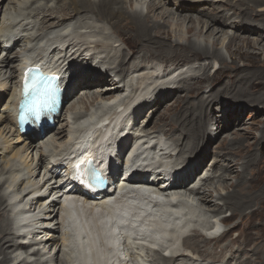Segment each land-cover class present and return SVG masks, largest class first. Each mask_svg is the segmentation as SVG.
<instances>
[{
    "label": "bare ground",
    "instance_id": "1",
    "mask_svg": "<svg viewBox=\"0 0 264 264\" xmlns=\"http://www.w3.org/2000/svg\"><path fill=\"white\" fill-rule=\"evenodd\" d=\"M2 10L3 15L0 17V55L4 57L0 60V91L4 90V94H8L9 97L7 96L8 99L4 105V103H1L3 95L0 96V104L3 106L2 111L7 113H0V126L3 125V128L0 127V139L2 140V142L0 141L1 158L9 156L11 153L14 158L19 155L18 151L14 152V146L10 144L7 145L8 139L6 135L10 133L15 134L17 139L15 137V139H13L17 143H23L22 139L26 136H19L20 133L16 127V119L13 118L14 115L12 112L15 107L13 97L18 88L16 85L17 81L15 80L18 79L19 69L23 67L30 58L39 60L40 64L46 67L47 62L44 58L50 59L52 55L58 53L61 58L57 62L59 66L56 70H59L61 74L64 72L68 73V81L63 93V104L71 100L74 94H79V91L83 92V95L80 97L78 96L79 98L76 97L67 109L68 113H66V117L70 118V120L68 119L69 123L71 121L69 134L75 132V134L79 133V135H81L88 130H95L98 124L94 128H90V126L95 123L94 120L96 118L106 113L107 109L110 111L107 114L109 117H106L110 122L115 120L114 118L117 117L116 114H118V112L125 113L126 111L124 110L128 111V116L126 117L125 115L122 119V123H119L117 127L112 122L107 124L105 130H109V132H107V134L110 133L108 134V138L100 139L95 136L97 133H93L92 138L95 142H103L100 148L103 149V152L97 154L96 149L94 151L90 149L85 153V158L87 157V159H90L93 158L94 155H102L110 149L109 144H115L121 139L120 146L125 150L130 143L134 142H137V144L143 148H148V146H150L152 150L141 154L147 156L154 154L163 157L157 162L158 167L166 168L171 173L168 174L170 180L162 181L159 175H156L155 180L152 181L137 177L134 182L128 184L131 186L130 192L122 195V206L124 205L125 199L130 201L129 204L124 207H126L127 211L131 212L133 220L137 219L139 226L136 225V227H134L135 233L131 232L127 237H123L122 234L120 235L117 225L114 226L111 223L114 214L110 212L106 204L105 200L107 196L102 194L99 199L93 201L95 203H84L85 199L82 197V193L81 197L78 198V196H80V190L73 188L71 184L67 182V176L62 179V181L66 183V185H64L63 182V189L65 191L67 190L66 187L69 188V191L73 189L72 193L76 194L75 197L68 194H65L64 197L62 195L61 204L58 199L49 200L51 203L48 204L45 210L42 208L41 211L40 206L45 203V200L50 198L47 197L45 200H38V202L40 201V206L38 207L39 211L35 214V210L29 205H25V207L21 208L23 206L22 203L30 194L27 193L29 187L22 188L20 191L18 190L19 188L15 190V187L18 185L22 186L24 181L28 180L29 176H33L31 174H34L36 171H38L39 174L42 168L46 170L49 169L45 167L47 164L46 152H48L49 155V147L46 145H50L48 143L49 141L46 140L49 135L57 139L59 138L58 140H62L61 143L63 146L60 148L57 146L55 152L51 154L52 158L56 157L54 159H56L57 162L61 160L66 161L65 157L70 155L69 153L63 154L66 152L65 147L70 140H65V138H67L65 137L66 130H63L62 126L54 129L53 126L48 129L44 128V140H42L43 138L36 132L37 130H33L31 132L33 138L28 139L26 136L28 141L24 140L26 142L23 147L26 152L31 150L30 153L35 149L37 150V154L35 153L34 155L35 163L31 162L30 164L26 163L25 166L23 165L26 170L30 168L28 173H25V170L21 169L22 167L20 166V169L18 168V165L21 164L22 166V164L26 162V159H19L16 162L7 161L5 167L0 168V178L5 174H9L11 176V184H15L11 191L7 193L9 195L0 193V218H2L0 220V264H8L14 257V259L19 261L22 255L16 254L14 257H12V255L15 254L17 250H22L27 254L28 250H26V247H33L34 241L32 244H29L27 242L21 243L16 240L20 238L21 230H26L25 235H33L34 238L39 235H45L47 238L49 237L44 242H37L36 245L44 248L46 246L48 248L51 247L54 241L53 235L48 236L47 231L41 228V225H46L47 227L48 224L52 225L51 229L54 232L57 231L56 226L58 224L61 225L65 236V243L63 245L65 248V256L70 264L73 262V264H80L77 259L73 261L72 255H77V258L82 259L83 264H122L123 262L129 264L126 258L128 255L130 256V254L125 253L124 249H127L130 243L133 245L138 244L136 239H141V237L135 235L142 236L141 232H146L145 230H140L139 227L143 226L146 230H152V235H157L158 238L175 237V233L172 232L170 228V223L166 230H164L165 233L162 231V234L161 230L165 228V225L156 223L150 228V226L146 224L151 218L149 211L156 210L160 207L158 201L170 203V200L157 194L159 193V187L162 188V186H159L161 184H166L169 193H171L169 195L178 196L179 203L182 204L187 201L191 203V206H195L196 215L194 214V216L195 223H197L194 224L195 227L189 229L188 233L180 240L183 241V243L179 251L174 247L167 251L161 250L167 253L165 255L162 254L161 251H154L151 257L150 250L144 249L145 247L142 246L141 250L136 251L134 254L136 264H138V262H140V264H203L206 262L204 261L205 259H198L197 257L193 259L194 257L190 256V258L188 254L184 255L185 249L198 253L197 245L194 242H190L189 239L193 240L199 237H202L204 242H207V240L209 241V247H211V249L208 251H213V248L217 247V249L212 252V259L216 261L226 260L224 264H228L227 259L232 258V261L236 260L235 264H243V262L239 260L242 256L237 258L236 254L233 256L227 253V249H235L240 252L237 246L232 245L231 241H229V243H224L231 230L236 228L240 221L236 226L232 227L230 232H223L219 237H211V234L209 237L208 233L218 231L219 227L223 229V226L226 224V217L224 215H219L222 214L223 209L230 212L231 210H241L240 212H243V210L254 205L251 203V205H248L246 200L243 199V196L246 197L245 192H247V187H244L242 192L235 187L243 185L240 178L245 176L250 167L252 168V166H254L253 164L249 165L248 162L257 152L256 154H248L246 161H243V163L239 165L240 160L244 159L243 157H245V155L241 156V154H238V157H234L227 152V149L235 151L236 148L240 147L242 144L244 145L245 142L241 143V141H244L241 140L243 139L242 134L231 132L227 134L224 140L218 145L214 146L215 150L219 151V153L215 154V166L213 163L207 174L203 177H200V174L204 168L199 172L198 176L197 172L205 163L207 160L206 158L209 157L211 149L213 148L210 146L212 139L209 133L207 134L210 124L207 110L209 108L213 109V105L221 99H227L228 101L229 97H234L240 102H244V105H247L245 102H249L253 106L258 105V107L260 103L264 105V95L255 96L257 93L253 92V90L261 89L262 87L264 89V82L262 85L260 84V81L264 80V62L260 63L257 61L260 56H262L264 60V0H0V14ZM98 18L100 19L99 21L105 22L106 25L108 24L110 31H108L105 24H99L97 26L94 24V21L98 20ZM46 24L49 27L56 26L46 30L47 28L42 26ZM38 26L43 27L41 31L37 30ZM43 30H45L44 34L41 36ZM90 30H92L93 33H91L92 31L90 32ZM121 30L127 32V34H132V37H129L134 43L130 47L131 49H129L130 45L125 42L124 35L119 32ZM113 33L118 36V40H115L116 37L112 35ZM4 43L7 45L11 43L10 47L15 51L13 56L7 54L9 51H6V48H4ZM21 43L22 46L20 47L19 44ZM119 43H123L125 46L127 44L126 47H128L129 54L120 52ZM223 50L228 52V57L232 61L231 67H223L225 65V57L222 53ZM178 52L180 56H174ZM158 58H161V61H159ZM166 58L169 60H166ZM201 58L203 59L200 60ZM52 60L55 61V59ZM205 60H214L216 64L219 63L218 67L214 69V71H217L213 74H216V72L217 74L224 72L227 75V80L217 85L215 88H212L208 96H204V98H201L197 103H192L189 101L192 96L198 97L206 86L210 88L212 79L209 74H207L209 65H200L196 70L188 74L181 73L182 75L179 74L177 80H174V78V81H168V79L172 77L171 73L176 71L177 67L180 65L182 67L192 61L198 62ZM240 61L243 62L242 66L238 65ZM86 62L97 63L96 65L98 66H93V64ZM155 62L171 64L173 69L167 70L166 64H163L165 68L163 69L161 77L159 74L155 78L153 77L154 75L143 76L141 71L143 69L145 70V67H147L146 65L150 63L155 65ZM62 64L67 67H61ZM83 64H85V70L81 71L80 69ZM221 65L223 67L222 69ZM74 76H77V78H74ZM134 76L139 78V87L136 85V82H128V78L131 77L134 79ZM148 80L152 81L151 85H155L153 86V92H157V95L154 94V100L152 101L153 103L155 101L154 105L152 102L150 103L151 100L149 98L152 95V93H149L151 91H149V88L152 86L149 88L146 87L148 84H146V81ZM159 80L161 84H157L160 83ZM176 82L178 86L173 92H170L168 90L169 88H167L168 84L170 83V85H173ZM145 88L147 89L146 91L149 92L142 96L139 94V97L141 96L143 101L133 103V97L140 92L139 90L142 91V89H144L143 91L145 93ZM172 96H174V101L170 104ZM125 101H131L129 106L134 104L132 108L128 107L125 109L127 107ZM163 101L167 102V104L169 103L167 107H171L170 113L173 114L170 125H167L166 128L168 129L164 132L162 127L151 128L150 125L153 113L162 106ZM67 104L68 103H66L63 108H65ZM225 107L227 113L230 112L228 110L234 108V114H238L235 115L233 120L229 119L226 115L227 123H231L238 122L239 115L247 106H244L241 110H238V106L234 105H225ZM145 113H149V116L146 124L142 127V134L135 135L133 132L131 134L130 131L137 128L139 122L142 120L141 117L143 115L145 116ZM164 116L162 115V118H164ZM129 117H132L133 124L127 134L123 135V130L127 128L126 124L128 119H130ZM63 121H65V118L61 119V113L58 111L53 119V124L56 126V124H60ZM68 122L66 120L67 126ZM230 126H232V123ZM225 129L226 126L219 124L216 136L221 134ZM6 130L7 133L3 134ZM262 130H264V124ZM90 134L91 133H88L85 136L79 137L75 142L76 144L71 147V150L74 151L76 148L75 146H78L77 143H79L83 137H85L86 141ZM158 134H161L164 139H160ZM177 134H179L180 137L175 139ZM228 135H232V137L229 138ZM66 136H68V134H66ZM77 136L75 138H77ZM260 142L262 143V139L259 143ZM259 143L256 144L259 145ZM41 150L42 152H40ZM154 150H157V152ZM175 150L178 151L176 154V161L180 163L164 165V160L174 158ZM188 151L191 152L187 153ZM243 152L244 151H242V153ZM186 154L189 156L197 155L198 157L195 160H193L192 157H188L186 161V159L183 158ZM238 158L240 159L238 160ZM67 163L70 164L72 162ZM31 164L34 165L33 170L36 169L34 173L33 170H31ZM222 166H225V168ZM237 169H239V172ZM112 171L115 170L112 169ZM220 172L224 174H235V181L232 184L225 183V181H227V176L223 175L220 177ZM50 173L54 176L59 172L53 166L50 169ZM17 176L21 177L17 178ZM196 177H199L198 182H195ZM8 181L9 179L7 178L4 182H0V189L3 188ZM141 182L151 186H147L152 191L148 192L150 195L147 197L152 198V200H149L145 194H140L142 192L145 193L146 188L140 186L134 187L137 184H141ZM40 184L42 183H35L33 185L34 188L31 187L32 185L30 186V189H34L31 191H34L33 194L42 190L43 185L40 186ZM230 187H233L231 192L222 193L224 190L228 191ZM9 188L8 190H10ZM49 189L51 190L52 187ZM215 193L216 195H214ZM259 194L262 195L264 192L260 191ZM261 195L256 194L250 197V199L254 197V201L260 200L259 198H261ZM12 196L15 197L14 204L16 209H11L15 215L9 217V205L5 203L7 199L9 198L8 200H10ZM110 199L111 198H109V200ZM195 199V202H199V207H197L194 202ZM82 200L84 202H82ZM247 200L249 199L247 198ZM55 204L61 205L59 215L60 222H58V224L56 218L58 211L54 209ZM77 210L81 217L87 219L86 223L92 228H90L92 233L89 234L88 237H83V235H87L88 232L76 234L78 237L86 239L80 243H74V237L71 238V232L68 227L70 226L71 228L73 222L78 219L75 214ZM202 210L208 213L209 216H206ZM189 212L190 215L193 213L191 210H189ZM96 213L97 215H101V218L105 219V222L110 225L109 229L106 231L113 235L111 237L105 236V238H107L106 241L97 239L102 238L101 234L104 231L105 224H102L101 233H99L100 228L98 227L99 225L96 224ZM177 213V211L171 210L168 219L173 221V216ZM241 215L242 214H240V216ZM30 218L37 219V221L26 222V220ZM67 220L71 221L67 224ZM16 223H18L19 226H17ZM77 226L80 228V222H78ZM206 227H208V229ZM158 229H160L159 233L156 231ZM76 231L77 227H75L72 235H75L74 233H76ZM169 231H171V233H168ZM105 232H103V234H105ZM191 232H193V234H191ZM116 233L117 238L119 237L118 241L120 240V248H122L120 253L123 258L121 260L116 257L117 243H115L114 240ZM190 234L192 236L189 237ZM94 235L96 238L93 237ZM12 236L15 237V240ZM132 236H134V238H132ZM71 239L73 242L71 241L70 245ZM195 242L198 244L199 241ZM108 245L113 246L112 251L107 248ZM123 245L125 248L122 247ZM152 245L153 243L147 245V247L152 249ZM223 245L225 251H221L220 249ZM50 249L51 248L48 249V253L43 255L36 252L38 259L34 258L32 262H27L26 259H23L19 261L18 264H58L57 255L60 251V247L56 244L52 252H50ZM155 252L159 255L158 259H155ZM240 253L242 254V252ZM29 256L34 255L29 254ZM257 256L259 255H257L256 249H254L251 259ZM260 256L262 258L259 261L264 258L262 251ZM243 257H247L245 260L247 264L250 258H248L247 254H244ZM149 258L151 259L149 260ZM214 263L217 262L212 261L210 264Z\"/></svg>",
    "mask_w": 264,
    "mask_h": 264
},
{
    "label": "rangeland",
    "instance_id": "2",
    "mask_svg": "<svg viewBox=\"0 0 264 264\" xmlns=\"http://www.w3.org/2000/svg\"><path fill=\"white\" fill-rule=\"evenodd\" d=\"M6 4H7V2H6ZM5 4V5H6ZM169 4V3H168ZM3 10H4V7H3ZM3 10H2V12H1V14H0V17H2V15H3ZM100 19L98 18V20H95V21H97V22H95L94 21V24H96V26L97 25H99V24H105V26H106V28L108 29V31H110V28H109V26H108V24L106 25V23L105 22H102V21H99ZM43 27H45V28H47L46 30H48L49 28H54L56 25H54V26H52V27H49V26H47V24L46 25H42ZM43 27H40V26H38V29L37 30H40L41 31V29L43 28ZM56 30H58V29H56ZM44 31L45 30H43L42 31V33H41V36H43V34H44ZM84 31H85V29H84ZM92 30H90V32H91ZM119 32H121V34H123L124 35V37H125V42L126 43H128L130 46H129V49H131L130 47L134 44L133 43V40H131V38H129V37H132V34H127V32H124V30L122 31H119ZM123 32V33H122ZM91 33H93V31L91 32ZM98 33V32H97ZM114 37H116V39L115 40H118V36L116 35V34H112ZM128 35V36H127ZM127 38V39H126ZM19 46L21 47L22 46V43L21 44H19ZM126 46H127V44H126ZM125 46V44H123V43H119V48H120V52H123V53H128L129 54V50L127 49L128 47H126ZM14 49L12 48H10L9 49V52H7V54H9V55H11V56H13L14 55ZM6 53V52H5ZM4 53V54H5ZM222 53H223V55H224V57H225V65L223 66V67H231L232 66V61L230 60V58L228 57V52L226 51V50H223L222 51ZM121 54V53H120ZM1 56V55H0ZM174 56H176V57H179L180 56V54H179V52L178 53H176ZM174 56H172V57H174ZM3 55L0 57V60L1 59H3ZM159 59V61H161L160 59L161 58H158ZM168 58H166V60H167ZM203 58H201L200 60H202ZM163 60H165V59H163ZM169 60V59H168ZM177 60H179V59H177ZM257 61L258 62H260V63H262V62H264V60H263V57L262 56H260V57H258V59H257ZM158 62V61H157ZM86 63H91V64H93V66H98V65H96L97 63H93V62H86ZM209 63V64H208ZM215 63V64H214ZM161 64V65H160ZM163 64H166L165 62L164 63H156L155 62V65H152L151 63L149 64V65H146L147 67H145V70L143 69L141 72H142V75L143 76H152V75H154L153 77L155 78L158 74H159V76L161 77V75H162V72H163V69L165 68V67H163ZM204 64H207V65H209L208 66V69H207V74H209V76L211 77V85H210V88L209 87H203L204 88V90H203V92L198 96V97H196V96H192L190 99H189V101L190 102H192V103H197L198 101H200L201 100V98H204V96H208L210 93H211V91H212V88H215L217 85H219V84H221V83H223L224 81H226L227 80V75L224 73V72H222V73H218L217 74V72H216V74H213L215 71H217V70H215L214 71V69H216L217 67H218V65H219V63L218 64H216V62L214 61V60H208V61H198V62H195V61H192V62H190V63H188V64H186V65H183L182 67H181V65L179 66V67H177V70L176 71H173L171 74H172V77L170 78V79H168V81H170V80H172V81H174V80H177V77H178V75L180 74V75H182V74H188V73H191L192 71H194V70H196L200 65H204ZM242 64H243V62L242 61H240L239 63H238V65L239 66H242ZM85 64H83V67L80 69L81 71H84L85 70ZM165 66H167V70L168 69H173V66H171V64H166ZM151 67H153V68H151ZM216 67V68H215ZM222 67V65H221V69L223 68ZM258 68H260V67H258ZM160 70V71H158V70ZM188 70V71H187ZM253 70V69H252ZM263 70H264V68H263ZM224 71V70H223ZM158 72V73H157ZM182 73V74H181ZM217 76V77H216ZM141 78V77H140ZM175 78V79H174ZM180 78V77H179ZM178 78V79H179ZM224 78H225V80H224ZM174 79V80H173ZM138 80H139V78H137L136 76H134V79L133 78H128V82L129 81H131V82H136V85L139 87V85H138ZM153 80V79H152ZM154 81V80H153ZM160 81V80H159ZM158 81V82H159ZM163 82V81H162ZM264 82V80H262V81H260V84L262 85V83ZM148 83V84H147ZM151 83H152V81L151 80H148V81H146V84H147V86L146 87H150V86H152L151 88H149V91H146L147 89L145 88V93H144V89H142V91L141 90H139L140 92H138L137 94H136V96L135 97H133V103H137L138 101H140V102H142L143 100H142V98H141V96L142 95H144V94H146L147 92H149V93H152V95L149 97L150 98V103L154 100V96L155 95H157V92H153L154 91V87L153 86H155L154 84L153 85H151ZM157 84H161V81H160V83H157ZM214 84H216V85H214ZM178 86V84H177V82L176 83H174L173 85H170V83L168 84V86H167V88H169L168 90L170 91V92H173L174 90H175V88ZM246 87H247V85H246ZM143 88V87H142ZM262 91V92H261ZM253 92L254 93H257V94H255V96H263L264 95V89H263V87L261 88V89H257V90H253ZM3 93V90H1L0 91V94H2ZM143 93V94H142ZM139 94H141V96L139 97ZM155 94V95H154ZM260 94V95H259ZM262 94V95H261ZM83 95V92L82 91H79V94H74V96L71 98V100H69L67 103V106L65 107V108H63V111H62V114H61V119H64L65 118V121H63V122H61L60 124H57L56 126H55V128H60L61 126L63 127V130H66V134H68V136H66V134H65V137H67V138H65V140H70L71 138H73L74 136H77V135H79V133H77V134H75V132H72V133H74V134H69V126L71 125V121H70V123L68 122V119L70 120V118L69 117H66V113H68L67 112V109H68V107H69V105H70V103H72V101H74L75 99H76V97L77 98H79L80 96H82ZM179 95H180V93H179ZM182 95V94H181ZM5 96L7 97H9V95L8 94H5ZM79 96V97H78ZM159 96V95H158ZM8 97H7V99H8ZM174 96H172V98H171V101H170V104H172V102L174 101V98H173ZM158 98V97H157ZM148 99V98H147ZM199 99V100H198ZM134 100H135V102H134ZM132 101V100H131ZM130 101V102H131ZM145 101V100H144ZM264 101V100H263ZM126 102V101H125ZM130 102H126V104H127V107L125 108V109H127L128 107L129 108H132V106L134 105H130L129 106V103ZM153 103V102H152ZM154 103H155V101H154ZM154 103H153V105H154ZM245 103H247V105H244V102L242 103V102H240L239 100H237L236 98H234V97H229L228 98V101H227V99H221V100H219V101H217L214 105H213V109L212 108H209L208 110H207V114H208V116H209V121H210V124H209V127H208V130L209 131H207V134L209 133V136H210V138L212 139V142H211V147H213L212 149H211V154L209 155V157H207L206 159V161H205V163L201 166V168L199 169V171L197 172V176H198V174H199V172L204 168V170L201 172V176L200 177H203V176H205V174H207V172L209 171V169H210V167H211V165H213V163H214V166H215V154L216 153H219V151H217V150H215V148H214V146H216V145H218L222 140H224V137L227 135V134H230L231 132H236V133H238V134H242L243 136V139H241V140H244V141H241V143H243V142H245L244 143V145L242 144L240 147H238V148H236L235 149V151H232L231 149H227V152L229 153V154H231V156H234V157H238V154H241V156L242 155H245V157H243L244 159H242V160H240V163H239V165L241 164V163H243V161H246V158H247V156H248V154H256V152H257V154L253 157V158H251V160L248 162L249 163V165L251 164H253L254 166H252V168L250 167V169H248V172L245 174V176H243V177H241L240 178V180L243 182V185H240V186H237V187H235L237 190H239V191H243L244 190V187H247L248 189L246 190L247 192H245L246 194V197L249 199V200H247V198L245 197V196H243L244 198L243 199H245L246 200V203H248V205H251V204H254V205H252V206H250V208H247V209H245V210H243V212H240L239 210L238 211H232L231 210V212L230 211H226V209H223V212H222V214H219V215H224L225 217H226V221H225V225L223 226V229L225 230L224 231V233L225 232H227V231H229L230 232V230L232 229V227H234V226H236L237 225V223L240 221V223L237 225V227L236 228H234L233 230H231V232H230V234L226 237V239H225V242L224 243H229V241H231L232 243V245H235V246H237V248L240 250V252H242V254L239 252V251H236L235 249H227V253L228 254H231V255H237V258L238 257H241L239 260H240V262H243V264H246L245 262V260H246V258L247 257H243V255L244 254H247L248 255V258H250L249 259V261H248V263L247 264H264V258H263V260H261V261H259L262 257L260 256V253H261V251H262V255H264V194H259L260 193V191L261 192H264L263 191V189H264V130H262V127H263V124H264V105H261V104H263V103H260L259 105V107H258V105L257 106H253V105H251V103H249V102H245ZM144 104V103H143ZM150 105V104H149ZM169 105V103L167 104V102H162V106L159 108V109H156L155 110V112L153 113V115H152V120H151V123H150V125H151V128L152 127H156V128H161L162 127V129H163V132L164 131H167V129L168 128H166L167 127V125L169 124L170 125V122H171V120H172V118H173V114L172 113H170L171 112V107H167ZM225 105H227V106H232V105H234V106H238V110H241L244 106H247V107H245L244 108V111L239 115V119H238V122H231L232 123V126H230L231 125V123L230 122H228L227 123V120H226V115L229 117V119H231V120H233L234 118H235V115L237 114H234V108L233 109H231V110H228V111H230L229 113H227L226 112V107H225ZM261 106H263V107H261ZM167 107V108H166ZM253 107V108H252ZM255 107H256V109H255ZM2 108H3V106H1L0 107V113H5V114H7L5 111L3 112L2 111ZM146 109V108H145ZM133 110V109H132ZM147 110V109H146ZM167 110V111H166ZM124 111H126V110H124ZM168 111H169V113H168ZM262 113H261V112ZM145 112V111H144ZM166 112V113H165ZM164 113V114H163ZM261 113V114H260ZM161 115V116H160ZM162 115L164 116V118H162ZM238 115V114H237ZM257 115V116H256ZM148 116H149V113H145V116L143 115L141 118H142V120L139 122V125L137 126V128H134L133 129V133L135 134V135H138V134H142V127H144V125L146 124V122H147V120H148ZM199 116V115H198ZM120 117V116H119ZM118 117V118H119ZM145 117V118H144ZM116 118V117H115ZM157 118V119H156ZM160 118V119H159ZM66 120H67V122H68V126L66 125ZM157 120V121H156ZM159 121V122H158ZM218 121V122H217ZM158 125H157V124ZM216 123V124H215ZM219 124H221V125H223V126H226V129L225 130H223V132H221V134H219L218 136H216V134L218 133V131H217V128H218V125ZM63 125H65V126H63ZM3 125H1L0 127H2ZM66 127V128H65ZM3 128V127H2ZM263 131V132H262ZM1 132H2V130H1ZM7 133V130L3 133V134H6ZM11 135V136H10ZM261 135V136H260ZM263 135V136H262ZM17 139V137H16V135L15 134H8V135H6V138L8 139V143H7V145H12V146H14L15 147V150H14V152H16V151H18V156H16V158H14L13 156H12V153L11 154H9V156H7V157H2L1 158V156H0V168H3V167H5V165H6V163H7V161H13V162H16V161H18L19 159H21V160H24V159H26V162L24 163V164H22V166H21V164L20 165H18V168H19V166L20 167H22L21 169H24V166H25V164L26 163H31V162H34L35 163V161H34V155H35V153L37 154V150L35 149V150H33V152L32 153H30L31 152V150H28L27 152L25 151V149L23 148L24 147V143L26 142V141H24V140H22L23 141V143H17V142H15L14 141V139L15 138ZM158 137L160 138V139H164V137L161 135V134H158ZM180 137V135L179 134H177V136L175 137V139H177V138H179ZM228 137L229 138H231L232 137V135H228ZM260 137V138H259ZM261 137H263V138H261ZM14 138V139H13ZM12 139V140H11ZM59 139V138H58ZM56 137H54V136H51V135H49L48 136V138L46 139V140H48L49 142V144L50 145H48V144H46L48 147H49V149H50V151H51V153L54 151V149L56 150V148H57V146H58V148H60V147H62L63 146V144L61 143L62 142V140H58ZM261 139H262V143L260 144L259 143V141H261ZM45 140V141H46ZM0 141L2 142V140L0 139ZM13 143H12V142ZM259 143V145H257V144ZM14 144V145H13ZM61 144V145H60ZM46 145H44V146H46ZM251 145V146H250ZM257 145V146H256ZM37 147V146H36ZM254 149V150H253ZM176 151V152H175ZM174 152H175V156H176V154L178 153V151L177 150H175ZM186 151V150H185ZM242 151H244L243 153H242ZM40 152H42V150L40 151ZM55 152V151H54ZM191 151H188L187 153H190ZM210 152V151H209ZM247 154V155H246ZM241 156H240V158H241ZM26 157V158H25ZM28 157V158H27ZM188 157H192V159L193 160H195L198 156L197 155H195V156H189V155H184L183 156V158L184 159H186V161H187V158ZM259 157V158H258ZM240 158H238V160L240 159ZM15 159H17V160H15ZM48 160H50V158H47ZM255 159V160H254ZM258 161H257V160ZM32 160V161H31ZM167 161H170V162H175L176 161V157H175V160L173 159V160H167ZM213 161V162H212ZM254 161V162H253ZM20 162V161H19ZM21 163H22V161H21ZM33 163V164H34ZM180 163V162H179ZM207 163V164H206ZM212 163V164H211ZM19 164V163H18ZM33 164H31V170H33L34 169V165ZM205 164H206V167H205ZM24 165V166H23ZM213 166V167H214ZM212 167V168H213ZM222 167H224L225 168V166H222ZM9 168V167H8ZM7 168V169H8ZM214 168H216V167H214ZM20 169V168H19ZM29 169L30 168H27V170L26 169H24L25 171V173H28V171H29ZM42 170H44L43 168L40 170V173L38 174V171H36V169L35 170H33V173L34 174H31V175H33V176H29V179L28 180H26V181H24V184H22V186H17V187H15V190L16 189H18L19 191L20 190H22V188H26V187H30L31 185H34L35 183H40L41 181H42V178H43V176L45 175V171H42ZM238 170V172H239V169H237ZM27 171V172H26ZM32 173V172H31ZM239 174H241V173H239ZM223 175H226L227 176V181H225V183H228V184H232L234 181H235V177H236V175L235 174H229V173H227V174H224L223 172L221 173L220 172V177L221 176H223ZM229 175V176H228ZM10 175L9 174H5L4 176H2L1 178H0V182L2 183V182H4V180L5 179H9V181H8V183L7 184H5L4 186H3V188H1L0 189V193H9V191H11V189L13 188V186L15 185L14 183H12L11 184V180H10ZM20 178L21 176H17V178ZM31 178H32V181H31ZM35 178V179H34ZM34 180V181H33ZM198 180H199V177L197 178L196 177V179H195V182H198ZM29 181V182H28ZM10 183V184H9ZM20 184V183H19ZM245 185V186H244ZM11 186V187H10ZM10 187V188H9ZM218 187V186H217ZM8 188L10 189V190H8ZM233 189V187H230L229 188V190L227 191V190H224V191H222V193H227V192H231V190ZM3 191V192H2ZM256 194H258V195H261V198H259L260 200H257V201H254V197L253 198H251V199H253V200H251L250 199V197H252V196H254V195H256ZM7 195H9V194H7ZM214 195H216V193L214 194ZM213 195V196H214ZM249 195V196H248ZM9 199V198H8ZM7 199V202L5 203V204H8L9 205V217H11L12 215H15V213H13L12 212V210L11 209H16V207H15V202H14V200H15V197H11L10 198V200H8ZM213 200H215V199H213ZM212 200V201H213ZM196 201V199L194 200V202ZM251 201V202H250ZM18 202V201H17ZM214 202V201H213ZM59 203L61 204L62 203V200L60 199L59 200ZM196 203V205H197V207H199V202H195ZM219 204H221L220 202H218ZM251 203V204H250ZM11 204V205H10ZM216 204H217V202H216ZM26 205V204H25ZM25 205H21L22 207L21 208H23V207H25ZM91 205H93V204H91ZM60 206L61 205H59V204H55V206H54V209H55V211H58V215H57V224H58V222H60L59 220V215H60ZM13 207V208H12ZM20 209V208H19ZM59 209V210H58ZM42 209H40V211H41ZM39 211V209L38 210H36V211H34V212H36L35 214H37V212ZM202 212L203 213H205V215L207 216H209V214L208 213H206L205 211H203L202 210ZM12 213V214H11ZM240 214H242L241 216H240ZM218 215V216H219ZM205 216V217H206ZM15 217V216H14ZM204 217V218H205ZM2 218H0V220H1ZM204 220V219H203ZM202 220V221H203ZM30 221H33V222H36L37 221V219H32V218H30V219H28V220H26V222H30ZM217 222V221H216ZM31 225V224H30ZM57 231H55L54 232V234H53V237H54V241H53V243H52V246L51 247H49V248H51L50 249V252H52V250H53V248H54V246L57 244L59 247H60V251H59V253H58V255H57V261H58V264H70L69 262H68V260H67V257L65 256V248L63 247V245H64V239H65V236H64V231H62V227H61V225L60 224H58L57 226ZM195 230H198V229H195ZM191 234H193V232H191ZM189 235V237L190 236H192V235ZM256 235V236H255ZM258 236V237H257ZM14 236H12V238H13ZM259 237H261V238H259ZM12 238H11V240H12ZM21 238V237H20ZM20 238H18V239H16V240H18V241H20L21 243H26V241L25 242H23V241H21L20 240ZM14 240H15V237L13 238ZM190 240V242H194L196 245H197V248H198V253H195L194 251H192V250H189V249H185V252H184V255L185 254H188L189 255V257L191 256V257H194L193 259H195L196 257L198 258V259H205L204 261H206L205 263H203V264H210V263H212V261L213 262H217V263H214V264H224V262L226 263V260H224V261H221V260H219V261H216L215 259H212L211 257H212V255H213V253L212 252H214V250H216L217 249V247L216 248H213V251L212 250H210V251H208L209 249H211V247H209V241L207 240V242H204L203 241V238L202 237H199V238H195V239H189ZM199 241L198 242V244L200 245H198L195 241ZM247 241V242H246ZM55 242V243H54ZM179 242H180V244H179ZM178 242V246H177V248L176 249H178V251H179V249L182 247V243H183V241H179ZM203 242V243H202ZM204 243H206V244H204ZM49 244H51V243H49ZM247 244V245H246ZM208 245V246H207ZM255 245V246H254ZM123 248H125V246L123 245L122 246ZM201 247V248H200ZM255 247V248H254ZM43 248V249H42ZM46 248V249H45ZM41 247V249H39L40 251H43L44 253H48V247L46 246V247ZM206 249V250H205ZM220 249H221V251H225V248H224V245L222 246V247H220ZM254 249H256V253H257V255H259V256H257L256 258H252L251 259V256H252V251L254 250ZM56 251V250H55ZM194 252V253H192V252ZM200 251V252H199ZM206 253H205V252ZM187 252V253H186ZM210 252V253H209ZM16 254H20V255H22L21 257H20V259H19V261H21V260H23V259H26L27 260V262H32L33 260H34V257H32V256H29V254H28V256H26L25 255V253L22 251V250H17L16 251V253L15 254H13L12 255V257H14ZM154 254H156L155 255V259H158L159 258V255H157L158 253H154ZM239 255V256H238ZM52 256V255H51ZM54 256V255H53ZM199 256V257H198ZM66 257V258H65ZM190 257V258H191ZM204 257V258H203ZM15 258V257H14ZM11 259V261H9V263L8 264H18L19 263V261H17L16 259ZM208 258H210V259H208ZM0 259H1V257H0ZM197 259V260H198ZM227 261H228V264H235V262H236V260H233L232 261V258H228L227 259ZM200 262V261H199ZM187 263H189V262H187ZM122 264H125V262H123ZM148 264H150V263H148Z\"/></svg>",
    "mask_w": 264,
    "mask_h": 264
},
{
    "label": "snow or ice",
    "instance_id": "3",
    "mask_svg": "<svg viewBox=\"0 0 264 264\" xmlns=\"http://www.w3.org/2000/svg\"><path fill=\"white\" fill-rule=\"evenodd\" d=\"M27 91H28V88H27V86L25 87V93H27Z\"/></svg>",
    "mask_w": 264,
    "mask_h": 264
},
{
    "label": "water",
    "instance_id": "4",
    "mask_svg": "<svg viewBox=\"0 0 264 264\" xmlns=\"http://www.w3.org/2000/svg\"><path fill=\"white\" fill-rule=\"evenodd\" d=\"M106 226H104V229H105Z\"/></svg>",
    "mask_w": 264,
    "mask_h": 264
}]
</instances>
